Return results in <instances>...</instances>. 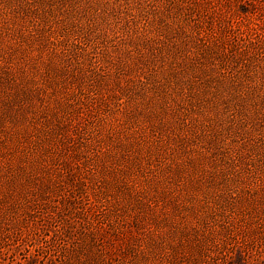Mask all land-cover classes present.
I'll list each match as a JSON object with an SVG mask.
<instances>
[{
	"label": "rangeland",
	"instance_id": "1",
	"mask_svg": "<svg viewBox=\"0 0 264 264\" xmlns=\"http://www.w3.org/2000/svg\"><path fill=\"white\" fill-rule=\"evenodd\" d=\"M261 133L264 0H0V264H264Z\"/></svg>",
	"mask_w": 264,
	"mask_h": 264
},
{
	"label": "trees",
	"instance_id": "2",
	"mask_svg": "<svg viewBox=\"0 0 264 264\" xmlns=\"http://www.w3.org/2000/svg\"><path fill=\"white\" fill-rule=\"evenodd\" d=\"M238 1L241 2V3L243 4V3H246L247 0H238ZM245 8H246V7H245ZM243 11H244V12H247L248 9H244V8H243ZM263 138H264V133L259 134V139L262 140Z\"/></svg>",
	"mask_w": 264,
	"mask_h": 264
}]
</instances>
